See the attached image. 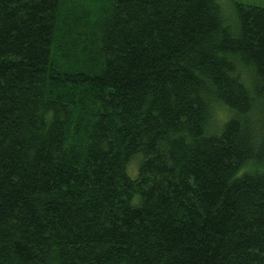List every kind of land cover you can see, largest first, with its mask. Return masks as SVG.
I'll return each mask as SVG.
<instances>
[{
  "label": "trees",
  "instance_id": "1",
  "mask_svg": "<svg viewBox=\"0 0 264 264\" xmlns=\"http://www.w3.org/2000/svg\"><path fill=\"white\" fill-rule=\"evenodd\" d=\"M233 5L0 0V264H264V6Z\"/></svg>",
  "mask_w": 264,
  "mask_h": 264
},
{
  "label": "rangeland",
  "instance_id": "2",
  "mask_svg": "<svg viewBox=\"0 0 264 264\" xmlns=\"http://www.w3.org/2000/svg\"><path fill=\"white\" fill-rule=\"evenodd\" d=\"M220 1V4L222 6V9H223V14L225 15H230L232 19H234V5H233V2H242V3H245V4H253V5H257V6H264V0H219ZM220 113L219 114V119L223 118L224 116V110H221L220 109ZM138 161L139 159H137L136 157L135 158H132L129 163H128V166H127V171L129 172V175L134 177L137 173V165H138Z\"/></svg>",
  "mask_w": 264,
  "mask_h": 264
}]
</instances>
